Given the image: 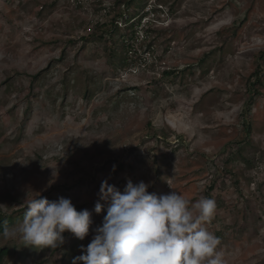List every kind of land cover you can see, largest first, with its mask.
<instances>
[{"label": "rangeland", "instance_id": "obj_1", "mask_svg": "<svg viewBox=\"0 0 264 264\" xmlns=\"http://www.w3.org/2000/svg\"><path fill=\"white\" fill-rule=\"evenodd\" d=\"M142 5L132 44L154 19V46L124 68L112 21L130 36ZM105 179L214 199L223 264H264V0H0V217L40 193L93 220L57 249L0 241L1 264H71Z\"/></svg>", "mask_w": 264, "mask_h": 264}, {"label": "clouds", "instance_id": "obj_2", "mask_svg": "<svg viewBox=\"0 0 264 264\" xmlns=\"http://www.w3.org/2000/svg\"><path fill=\"white\" fill-rule=\"evenodd\" d=\"M150 186L129 179L121 191L102 181L94 211L101 213L104 204L99 201H107L106 215L71 264H223L220 241L206 227L215 217V200L201 196L192 201L176 190L150 193ZM24 202L23 219L5 226L0 241L57 249L66 231L79 240L90 233L92 213L78 211L70 198L50 201L38 193Z\"/></svg>", "mask_w": 264, "mask_h": 264}, {"label": "trees", "instance_id": "obj_3", "mask_svg": "<svg viewBox=\"0 0 264 264\" xmlns=\"http://www.w3.org/2000/svg\"><path fill=\"white\" fill-rule=\"evenodd\" d=\"M138 0H117V4L118 5H124V9L127 10V12H134L136 10V4H137ZM124 11H121L120 14H124ZM139 17H133V21H137V24L135 25V23L132 24V34H130V36H128V34H126V32L123 31V29H121L119 22L117 20H113L112 21V27L110 29V40H111V50H110V56L112 58H120V64L124 67V68H129V65L131 64H140V61L138 59H142L141 57V50H143V47H147V49H149L150 51L153 49V44L151 42V33L152 30L150 28V25L153 23L154 19H149V23H148V28L146 29V33L147 35L145 36V38L139 42L137 41V45L139 47L135 48V45L132 44V39L134 38V36L136 35V26L139 25V23L142 21V19L144 17L147 16V13L145 11V6L142 5L139 9ZM132 18H129V20ZM139 40V39H138ZM132 46L131 49L130 47ZM132 54V55H130ZM112 64L114 65V61L112 62ZM172 70L167 71V73H172ZM123 164H119V167H122ZM12 223V216L11 215H5L3 218L0 217V232L3 231V228L5 226H10ZM10 252L9 247H3L0 248V264L2 263L3 259L8 255V253Z\"/></svg>", "mask_w": 264, "mask_h": 264}]
</instances>
